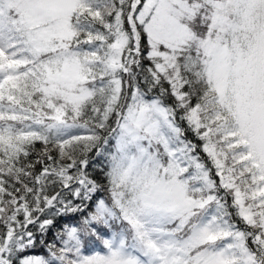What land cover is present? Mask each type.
I'll list each match as a JSON object with an SVG mask.
<instances>
[{"label":"snow or ice","instance_id":"6c2138e0","mask_svg":"<svg viewBox=\"0 0 264 264\" xmlns=\"http://www.w3.org/2000/svg\"><path fill=\"white\" fill-rule=\"evenodd\" d=\"M0 264H264V0H0Z\"/></svg>","mask_w":264,"mask_h":264},{"label":"trees","instance_id":"16d2710c","mask_svg":"<svg viewBox=\"0 0 264 264\" xmlns=\"http://www.w3.org/2000/svg\"><path fill=\"white\" fill-rule=\"evenodd\" d=\"M43 250L41 249V250H38V252H42Z\"/></svg>","mask_w":264,"mask_h":264}]
</instances>
